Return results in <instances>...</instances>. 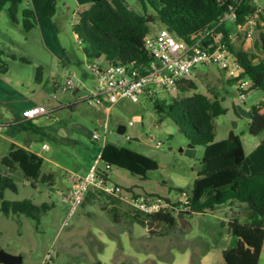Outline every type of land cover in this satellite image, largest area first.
I'll use <instances>...</instances> for the list:
<instances>
[{
  "label": "rangeland",
  "instance_id": "obj_1",
  "mask_svg": "<svg viewBox=\"0 0 264 264\" xmlns=\"http://www.w3.org/2000/svg\"><path fill=\"white\" fill-rule=\"evenodd\" d=\"M124 1L131 9L142 12L138 0ZM257 3L264 11V0H257ZM0 15L4 18V21H1L2 24L4 22L3 27L13 33L14 37H21L15 30L17 26L22 27L21 15H18L19 25L9 17L7 8ZM65 15L67 17L56 20L57 29L61 43L74 56L75 63L68 70L60 66L51 68L43 75L45 83L47 78L51 77V98L46 101L50 108L67 102L61 88L66 78H71L73 73L74 80L83 78L90 89L99 85L98 79L88 68V62L94 59L87 58L82 41L74 33L73 27L78 23L77 15H72L71 11L65 12ZM262 16L264 17V12ZM161 28L162 25H153L152 34ZM261 33H264V24L255 37L256 47L261 45ZM260 52V57L264 60V51ZM7 60L5 62L9 66V72L6 76L13 82L28 78V73L31 79L37 74L34 66ZM198 76L196 82L199 91L204 94H217L224 108L228 110L225 115L214 120L216 141L229 140L233 135H238L243 141V152L248 154L253 149V143L262 137H253L248 133L249 112L254 104L249 94L251 92L242 100L234 84L227 81L229 79L226 74L216 68L208 70L200 67ZM52 79L61 84L55 93ZM259 92L260 90H257L252 93ZM82 95L80 93L79 97ZM55 96L59 99H55ZM158 97H176V91L159 90ZM56 113V116L67 119L68 123L75 121L83 124L91 132L95 126L98 128L96 133L100 137L99 140H90L86 130L79 131L80 146L69 147L75 157L73 162L78 168L94 161L106 142L120 144L151 158L153 171L148 180L112 167L108 181L125 189L134 188L141 194L154 193L152 195L169 199L170 203L177 205V225L171 229L162 226L154 230L155 234H150L148 227L137 221L126 217L114 219L115 211L105 208L108 200L100 197L81 205L68 224L63 226L69 205L59 193V184L53 189H48L41 183H25L18 180L17 193L6 190V200H30L36 206L46 205L48 208L40 213L38 220L25 216L7 218L0 215V251L20 256L21 264H44L45 256L49 252L52 253V260H57L55 251L60 246L69 250L68 264H191L192 256L200 257L201 260L207 257L205 263L208 264H224L223 252L230 243L228 224L233 215L231 211H239V217L243 220V208L237 209L235 204L233 207L223 206L214 213L180 214V211L184 210L186 195L178 189L192 188L193 178L202 169L199 161L203 147H191L190 142L170 119L158 123L152 103L145 96L140 98L139 103L124 100L109 115L104 110L86 103L80 104L75 113L69 110H58ZM99 120H106V130L99 127ZM121 127L125 129L122 134L118 132ZM157 144H160L159 148L156 147ZM99 168H104L102 162H99ZM119 204L128 211L131 210L127 204ZM261 264H264V255Z\"/></svg>",
  "mask_w": 264,
  "mask_h": 264
},
{
  "label": "trees",
  "instance_id": "obj_2",
  "mask_svg": "<svg viewBox=\"0 0 264 264\" xmlns=\"http://www.w3.org/2000/svg\"><path fill=\"white\" fill-rule=\"evenodd\" d=\"M23 0H0V12L8 9L14 23H18L17 14ZM35 8L40 13L36 17L32 9L22 10L21 25L25 33L33 30L38 23L47 25L56 13L54 0H34ZM142 12L131 9L124 0H91V7L83 11L74 33L82 41L83 51L88 59L101 58L108 64L128 65L136 62L145 66L150 61L149 53L144 48V38L152 33L153 25H162L176 39L187 43L193 42L199 35L212 29L228 11L229 6L237 5V0H138ZM250 11L249 4L242 2L237 7L236 24H243ZM263 21L264 17L262 16ZM229 52L237 59L240 66L239 76L229 79L230 84L249 81L250 91L260 90L264 94V60L255 61V53L234 51L229 33L222 28ZM264 51V33L260 35ZM259 50V46L257 47ZM5 58L27 63L23 58L8 54L0 49V74L5 75L9 66ZM40 74V69H36ZM152 103L157 122L170 119L179 128L192 146L204 148L199 161L202 169L198 172L193 186L189 190L178 189L186 195L181 213H214L223 206L243 208L244 219L239 212L231 211L229 221L230 243L223 252L224 264H260L264 255V141L250 154L243 152V143L238 135L232 140L216 141L214 120L225 115L228 110L222 105L217 94H204L199 91L196 80H182L176 90V97L159 98L158 95L147 97ZM264 100L253 106L249 112V135L257 137L264 132ZM219 159L220 167L211 169L213 160ZM106 165L126 170L143 180L150 178L153 161L151 158L127 147L106 142L100 161ZM5 173H0V215L7 218L25 216L38 220L40 213L48 206H36L30 200L8 201L4 198L6 190L17 193L18 186L14 177L27 182L52 186V175L43 173L44 160L37 154L12 145L7 155L0 161ZM104 178L109 173L100 169ZM157 170V168H156ZM155 196V195H152ZM102 197L106 203L118 205L119 199L104 192L90 190L83 204ZM169 201V199H166ZM82 204V205H83ZM177 206V205H174ZM108 211H114L108 210ZM115 216V214H114ZM131 219L147 226L150 234L164 226L171 229L177 225L175 212L145 216L130 210ZM201 258L192 256L191 264H200ZM44 264H54L45 262ZM121 264H130L122 262Z\"/></svg>",
  "mask_w": 264,
  "mask_h": 264
},
{
  "label": "crops",
  "instance_id": "obj_3",
  "mask_svg": "<svg viewBox=\"0 0 264 264\" xmlns=\"http://www.w3.org/2000/svg\"><path fill=\"white\" fill-rule=\"evenodd\" d=\"M54 1L56 4V13L49 19L48 24L44 25L42 23H38V25L29 33H25L22 27L17 26L15 28L16 33L21 37H14V35H12L13 33H10L9 30L3 27L4 22L2 24L1 21H4V18L1 17L2 15H0V49L8 54H13L20 58H23L28 61L27 64L34 66L35 69H40V74L33 76L32 79L28 73V78L16 80V82L10 80L6 76V74H0V122L4 125V128L0 133V138L2 140V143L0 144V161L5 155H7L12 145L24 148L30 152L37 154L44 160L43 173L45 175H52L53 178L52 186H45L48 187V189H53L55 185L59 184V186L61 187V191L59 193L61 195H64L70 190V188L78 179L82 178L86 174L91 166L98 164L99 168V157L101 155L103 147L97 154V157L94 161L89 162V164L83 168H78L73 162L75 161V157L70 148L80 146V141L78 140L79 131L86 130L88 137H90V140H92L93 134L98 132V128L97 126H95L91 132L83 124H78V122L76 123L75 121L68 123L67 119H65L64 117L62 118L61 116H56V112L58 110H69L71 113H75L76 110H78L80 104H83L82 100L87 96V93L90 90V88L86 86V82L83 78H78L75 80L76 87L72 91H62L65 95V99L67 100L65 104L58 103V105L54 108H50L46 104V101L51 98V90L49 88L51 77L47 78L45 83L43 75L47 73V71L51 68H57L60 66L61 68L68 70L75 63L74 56L60 41L56 20L64 18L66 16L65 12L70 11L72 12V15H77V18H79V15L83 11L91 7V0ZM23 9L34 10L36 17L40 15V13L35 8L34 0L22 1L20 11L17 14V19L18 15L20 14L22 20L21 12ZM8 15L10 17L9 12ZM15 24L19 25V22ZM262 26L258 27L255 33V37ZM225 28L229 33L230 42L235 52L244 51L248 53H255L258 56V59L255 61V63H258L260 60H262V58L260 57L262 45H259L258 50L255 44L256 38L254 43H252L251 45H246L243 33L236 27L234 23H227ZM7 59L8 58H5L4 60ZM10 61L13 62L18 60ZM74 75L75 74L73 73L71 78L74 79ZM67 79L69 78H66V80ZM52 80L54 84L53 93H55L60 89L61 84L56 82L55 79ZM234 86L238 91L237 85L234 84ZM250 92L251 93L249 94H251L250 96L251 98H253V106H257L258 104L263 102L264 94L262 91H260L259 93H252L253 91ZM80 93L83 94L82 97H79ZM55 99L58 100L59 98L56 97ZM123 101L118 103L116 106L121 104ZM35 106H44L51 112V114L49 116L41 117L38 121H24L22 119V112ZM113 109L111 111H113ZM109 113L106 112L107 115H109ZM262 113H264V109L262 110ZM248 120L250 121V116ZM105 124H107L106 120H99L98 122L99 127L105 128ZM120 129L123 128L121 127ZM261 135V139L253 143V149L248 154L259 147L264 141V132L259 136ZM248 154L245 153V155ZM218 167H220L219 159L213 160L210 164V168L216 169ZM0 173H5L4 168L0 167ZM110 174L111 172L108 175V180L110 179ZM197 176L193 178V183ZM14 179L16 181L23 180L25 181V183H28L21 177H14ZM128 189L141 194L134 190V188ZM152 194L154 193H147L142 195ZM119 205L120 204L110 205L107 203L105 208L106 210L114 209V219L116 220L119 217H126L128 219H131L130 211ZM182 211L183 210H181L180 212ZM238 212L239 211H237V213ZM180 214L182 215V213ZM244 214L246 215L247 213ZM68 252L69 250L67 247L60 246L59 248H57V250L55 251L57 260H54V264H57V262H59L60 264H68ZM206 258L207 257H203L200 264H208L205 263V260H207ZM42 263H44V261ZM96 264L102 263L98 262Z\"/></svg>",
  "mask_w": 264,
  "mask_h": 264
},
{
  "label": "built area",
  "instance_id": "obj_4",
  "mask_svg": "<svg viewBox=\"0 0 264 264\" xmlns=\"http://www.w3.org/2000/svg\"><path fill=\"white\" fill-rule=\"evenodd\" d=\"M242 2L249 4L250 11L243 24H236L237 7ZM263 12L257 0H237V5L229 6L228 11L212 29L199 35L191 43L178 40L166 28H161L144 38V48L150 56V61L145 66H139L136 62L128 65L108 64L101 58L91 60L88 62V68L98 79L99 85L88 91L82 103L109 113L123 100L139 103L142 96L147 98L158 95L159 90L176 91L182 80H197L200 67L208 70L216 68L224 72L228 79L237 78L240 66L236 57L228 50L222 28L229 22L234 23L243 33L246 45H251L255 41L258 27L264 24ZM75 87V80L69 78L62 87V91L69 92ZM250 88L249 81L237 82L238 93L242 100L246 98ZM50 114L51 112L44 106H35L24 110L22 119L30 122L38 121L41 117ZM3 128L4 125L0 122V133ZM106 129L107 124H105ZM99 138L97 133L93 134V140H99ZM156 147L159 148L160 144ZM104 172L110 173L111 167L106 165ZM102 173L98 164L91 166L86 174L78 179L66 194L62 195L69 205V212L63 226L68 224L69 219L83 204L87 193L92 189L119 199L131 210L145 216L165 212L174 213L178 210L162 197L138 194L131 189L109 183ZM52 258V253L49 252L45 256V261L51 262Z\"/></svg>",
  "mask_w": 264,
  "mask_h": 264
},
{
  "label": "water",
  "instance_id": "obj_5",
  "mask_svg": "<svg viewBox=\"0 0 264 264\" xmlns=\"http://www.w3.org/2000/svg\"><path fill=\"white\" fill-rule=\"evenodd\" d=\"M118 132L120 134L124 133V128L119 129ZM233 137H234V135L229 140H232ZM191 147H193V146L191 145ZM0 263H2V264H21L22 259L20 256H13V255H10V254H8L2 250V251H0Z\"/></svg>",
  "mask_w": 264,
  "mask_h": 264
}]
</instances>
